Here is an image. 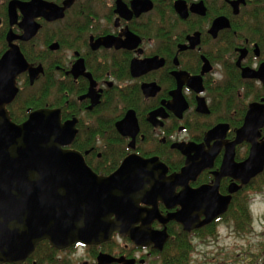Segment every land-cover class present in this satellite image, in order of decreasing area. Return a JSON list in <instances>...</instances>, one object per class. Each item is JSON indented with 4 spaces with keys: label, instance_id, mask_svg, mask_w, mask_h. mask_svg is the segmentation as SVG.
I'll use <instances>...</instances> for the list:
<instances>
[{
    "label": "flooded vegetation",
    "instance_id": "af4514ba",
    "mask_svg": "<svg viewBox=\"0 0 264 264\" xmlns=\"http://www.w3.org/2000/svg\"><path fill=\"white\" fill-rule=\"evenodd\" d=\"M10 1L0 0V51L5 47L0 57L8 49V33L21 36L24 32L18 25L22 19L19 9H16L17 22L10 23ZM18 1L52 3L64 9L61 18L34 17L39 25L36 34L26 41H13L25 58L23 45L33 48L41 43L46 61L33 63L26 58L33 66L41 64L43 72L32 82L27 71L16 77L18 92L5 106L9 116V107L26 80L29 86H34L33 95L37 99H41L43 91L50 102L26 108L27 116L22 122L30 112L41 108L59 109L61 122L75 120L76 134L67 148L80 152L97 175H110L132 154L157 158L166 166V176L177 174L187 159L178 146H185L190 156L211 162L188 180V188L215 186L220 196H230L224 213L190 230L173 219L162 222L154 218L151 230H165L167 234L160 248L156 242L137 245L115 231L110 240L97 245L76 242L57 249L47 242L46 256L55 254L56 259L73 264L71 257L64 255L83 248L91 253L92 259L81 264H96L99 254L113 258L108 264H190L196 245L206 242L220 224L228 221L231 207L236 208L230 214L239 213L240 201L264 177L263 167L245 184L229 174L216 180V173L230 150L235 164L249 157L250 141L231 145L237 131L244 127L248 113L253 111L252 106L264 107V71L258 73L261 67L264 70V0ZM218 18L222 20L216 23ZM104 37L110 38L111 46H96V41ZM52 44L54 48H50ZM76 61H81V71L74 75ZM90 91L98 97L95 104ZM56 98L57 103H51ZM180 102L185 105L182 110ZM127 112H132V116L128 115V131L122 134L117 123L125 119ZM257 120L260 121L259 116ZM99 122L109 127L102 129L103 138L97 135L92 147L83 151L75 149L76 140L85 137ZM218 125L226 129L216 131L213 138L206 140L207 133ZM256 132L254 142H264V116ZM102 155L108 158L104 160ZM87 157L92 159L93 166L87 163ZM230 188L235 191L230 192ZM183 189L182 185H175L172 192L179 195ZM140 205L145 211L153 207ZM168 205L158 200L153 215L166 218L181 209L177 199ZM198 216L197 222L205 218L202 212ZM195 239L200 243L196 244ZM182 248L189 252L180 261L175 256L176 250ZM139 251L141 256L135 257ZM31 263L35 264L36 260L32 259Z\"/></svg>",
    "mask_w": 264,
    "mask_h": 264
},
{
    "label": "water",
    "instance_id": "95a60500",
    "mask_svg": "<svg viewBox=\"0 0 264 264\" xmlns=\"http://www.w3.org/2000/svg\"><path fill=\"white\" fill-rule=\"evenodd\" d=\"M69 4L65 3V7ZM16 9L22 13L18 25L24 32L21 36L8 33V49L0 57V264H21L42 240L57 249L76 242L97 245L110 240L115 231L128 236L137 245L156 242L160 248L167 234L165 230H151L154 218L162 222L173 219L190 230L227 210L230 196H220L215 186L188 188V180L211 162L190 156L185 146H178L187 154L180 173L166 176L167 168L157 158L132 154L113 173L102 176L86 164L80 152L67 148L76 134L75 120L61 122L59 109L41 108L30 112L20 124L11 121L5 106L18 92L16 77L27 71L32 82L43 72L42 65L30 64L13 41H26L36 34L39 25L34 17L61 18L64 7L12 0L8 7L11 24L17 22ZM111 44L109 37L96 41V46L110 47ZM54 47L55 44L50 46ZM80 64L81 61L75 62L74 75L81 71ZM263 71L261 67L258 73ZM90 95L95 104L97 95L93 91ZM184 107L181 103V110ZM252 110L231 145L233 147L241 140L250 141L249 157L235 164L233 150H230L216 173V180L229 174L245 184L263 170L264 142L254 140L258 136L256 129L262 124L264 107L255 104ZM128 115L132 116V112H127L125 119L117 123L122 134L128 131ZM225 129L223 125L214 127L207 133L206 140L213 138L216 131ZM134 130H137L136 126ZM175 185L184 188L179 195L172 192ZM229 191L233 192L235 188ZM173 199L181 206L178 212L166 218L153 215L158 200L169 206ZM141 203L153 207L145 211ZM198 211L205 214L200 222H197ZM145 212L146 216L143 215ZM138 223L140 225L136 226ZM112 259L107 254H99L96 264H108Z\"/></svg>",
    "mask_w": 264,
    "mask_h": 264
},
{
    "label": "rangeland",
    "instance_id": "374dc122",
    "mask_svg": "<svg viewBox=\"0 0 264 264\" xmlns=\"http://www.w3.org/2000/svg\"><path fill=\"white\" fill-rule=\"evenodd\" d=\"M38 44L41 46V43ZM262 181H264V177L256 183L252 190L248 191V195L243 197L251 217L250 231L237 232L230 220L220 224L215 235L206 239L203 244H197L200 242L194 240L197 245L194 248L190 264H243L244 261L245 264H249L246 258L250 257L249 254H257L261 242H264V184H262ZM259 186L261 188L257 190ZM117 241L119 240L117 239ZM38 245L35 250L40 249L41 253L46 250L44 243L39 247ZM141 254L142 252L139 251L134 256L139 257ZM64 256L71 257V263L73 264H81L83 260L90 262L92 259L91 253L89 255L83 248H77L73 254L69 253V255Z\"/></svg>",
    "mask_w": 264,
    "mask_h": 264
},
{
    "label": "trees",
    "instance_id": "16d2710c",
    "mask_svg": "<svg viewBox=\"0 0 264 264\" xmlns=\"http://www.w3.org/2000/svg\"><path fill=\"white\" fill-rule=\"evenodd\" d=\"M32 47L33 48H31V46H24V45L22 46V49L28 61L33 62V63L46 61V54L40 48L39 44L38 45L35 44V46H32ZM4 49L5 47L1 49L0 53ZM22 87L23 89L19 92L18 96L16 97L14 102L9 107L10 117L14 122H17V123L22 122L26 118L27 116L26 108H30V107L36 108V107L42 106L45 103L50 102V100L46 98L45 95H43V91L41 92L42 93L41 99H37L33 95L34 86H29L26 80L23 83ZM46 88H47V85H46ZM51 103H57V98L52 100ZM16 107L18 111L16 110ZM102 129H109V127L107 126V123L99 122V125L97 127L95 125V128L90 130L86 134L87 136V137L85 136L86 138L81 137L79 140H76L73 147L81 151H83L84 149H88L89 147H92V145H94L95 141L98 138L97 135L103 138ZM111 137L106 139V146L109 145V140H111ZM110 154H111L110 156L113 158V153H111V151H110ZM102 157L103 159L108 158L105 155H102ZM91 160L92 159L90 157L86 158V161L88 164H91L92 162ZM94 167L99 168L98 165H95ZM262 184H264V181H262ZM260 186H259V189L257 190H260L261 188ZM240 205L241 207L237 208L239 210V213L237 212V214H230V212H232V209H235L236 207L233 206L229 209L230 212L228 213L229 215L228 220L233 222L234 229L237 232H244V233L249 232L251 229V217L249 215V210H248V207L245 205L244 200L240 201ZM43 243L45 244L44 248L46 250H43V252L41 253L40 249H36L33 252V254L29 256L23 264H32L31 261L32 259H35V258H37L35 264H47L48 262H51L52 264H68L66 259H63V260L56 259L55 254L51 255L50 258H48V256H46V253H47L46 251H48L47 249L49 247L47 241L40 242L38 247ZM176 251H177V255L175 257L180 258L181 259L180 261H182L186 259L189 249L182 248V249H177ZM249 256L250 257L246 258L247 261L250 259L249 264H264V242H261L260 250L257 252V254H249Z\"/></svg>",
    "mask_w": 264,
    "mask_h": 264
}]
</instances>
